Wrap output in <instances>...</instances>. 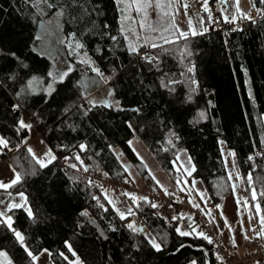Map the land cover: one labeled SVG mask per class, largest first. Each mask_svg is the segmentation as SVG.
Wrapping results in <instances>:
<instances>
[{
	"label": "trees",
	"instance_id": "trees-1",
	"mask_svg": "<svg viewBox=\"0 0 264 264\" xmlns=\"http://www.w3.org/2000/svg\"><path fill=\"white\" fill-rule=\"evenodd\" d=\"M130 1L0 0V136L8 140L7 148H16L7 158L22 176L8 191L23 192L33 213L13 208L12 228L22 233L33 254L49 250L55 264H69L75 256L85 264H206L210 256L211 263L218 264L212 244L195 232H176L185 220L193 227L192 219L156 217L140 200L136 212L144 231H133L127 226L131 217L122 219L107 203L104 189L92 188L82 171L87 167L114 182L126 181L127 167L114 150L119 148L158 191L129 145L137 136L174 182L179 179L174 161L180 151H187L195 166L191 177L203 181L213 204L220 207L234 191L219 144L224 141L236 153L249 195L255 187L264 214V196L259 195L264 191V0H253L257 19L228 33L212 29L204 11L207 31L186 39L171 26L152 31L163 26L148 22L150 27L142 29L125 20V15L140 20L132 8L122 11ZM55 15L62 24L70 71L63 82L52 83L55 90L49 94L43 84L51 79L52 65L37 50L38 31ZM163 37L173 42L164 43ZM152 43L161 46L153 48ZM145 56L157 59L149 63ZM88 61L110 78L107 83ZM35 77L47 82L31 83L30 88ZM84 96L98 103L91 106ZM23 115L55 154L47 167H39L27 151L28 130L17 131ZM149 234L161 243V251L148 243ZM0 252L7 253L0 264H35L5 223H0Z\"/></svg>",
	"mask_w": 264,
	"mask_h": 264
},
{
	"label": "rangeland",
	"instance_id": "rangeland-1",
	"mask_svg": "<svg viewBox=\"0 0 264 264\" xmlns=\"http://www.w3.org/2000/svg\"><path fill=\"white\" fill-rule=\"evenodd\" d=\"M217 1L220 5V10H221L219 14L222 16L223 19L225 16L228 17V20H234L237 18L245 19L237 14L235 7V0H227L226 5L222 4L220 0ZM210 2L211 0H207L208 5L210 4ZM132 3L133 0L130 1V4ZM183 4H187L194 10V17L193 16L189 17L184 13ZM239 8L242 9L244 13H249L250 15H252L251 11L253 10V0H239ZM167 11L169 12L170 16L172 14H175L174 17L175 24L178 26L180 30H184L188 34H192L193 30H195L198 34H202L205 32L204 24L202 21V13L205 10L202 6V0H190V1L173 0L172 5L167 9ZM141 18L142 17L140 16V19ZM189 19H191V27L189 26ZM148 22H154L156 24L155 25L156 27L159 25L167 26V27L171 26V20L169 17L162 16L161 14H159V10H153L152 8L148 9V16L146 23ZM38 38L39 41H38L37 50L51 60V65H52L51 74L53 77L50 76L51 79L48 80V82L43 77H35L31 79L30 82H32L33 84L34 82L45 81L47 83H44L43 87H45L46 90L48 91L49 85H51V87L53 88L54 84L52 83L59 82L54 80V77H56L59 72L66 71L69 73L70 71L69 62L67 60L66 53L64 52L62 47V39L64 38V34L62 33V24L58 15H55L48 23H44L43 25L40 26L38 31ZM65 78L66 77H64V79ZM103 80L106 83L108 82L107 79H103ZM95 84H97V81L94 80L93 85ZM34 90L38 91L41 89L40 87L38 88L35 87ZM222 142L223 143H221L220 141L219 143L220 148L222 150L227 165V169L231 175L234 184V191L232 194L229 195L230 196L229 198L233 199L235 203V206H233V210L236 211V216L239 218L240 221L239 223H242L241 227L244 231L245 230L252 231V229L255 228L256 232L254 233H258L260 231L264 233V231H262V229H264V225H262L263 228H261V230L258 228V223H260V218L261 216H264L262 208L260 206V211L259 212L256 211L255 205L257 203L259 204V202L257 199L252 200V194L249 195V193L246 190V185L244 184V180L242 179L239 166L237 163L236 153L233 149L228 147L226 142L224 141ZM132 144L134 148L139 152V154L144 156L145 158H147L148 155L152 154L150 149L144 143L133 141ZM27 146L28 148H31L38 157H44V154L50 149L49 146L46 144V142L40 136H37L35 139L30 141ZM1 152L2 149L0 148V153ZM231 153H234V156L231 155ZM52 155L54 156L53 152ZM154 164L157 166V170H158L155 172L159 173V171H161V176L163 175L162 172L165 173L164 177H160L158 175V178L162 183L163 178L167 179L168 176L162 167L158 166L156 163ZM174 166L178 170L180 178H182L180 181H182V185H184V193L187 195L189 194L188 195L190 200L189 204L191 203V204L199 205V207L196 208L201 210L206 215L209 222L212 221L210 223L212 227V232L215 237H217L220 240L230 242V238H231L230 229H228L224 224L225 219L221 216L219 207L213 204L206 190V187L204 186L203 181L199 178L191 177V174L195 166L190 154L185 150L180 151L177 159L174 161ZM151 168L154 170L155 167L152 165ZM140 184L141 182L138 181L137 175H135L132 171L131 184L129 185V189H126L124 192H120L117 190L115 186H109L107 188H104V191L107 192L106 195L107 198L109 199V201H111L112 206L117 210L118 213L124 212L125 217L128 216L132 218L137 214L134 211L132 202L138 204L139 199L133 201L129 196L124 195L123 193H130L137 198L145 197V194L139 196L135 194V192L134 193L131 192L132 188H139ZM148 189H149L148 186H145V190ZM12 195L13 193L10 192L7 193L0 192V201L3 202L0 203V211H5L6 215L10 216L11 218H12L11 210H9L7 204L9 203V199ZM237 200L240 201L239 204L237 203ZM245 201H247V203H244ZM228 203L231 204V201L229 200ZM129 208H131L132 210L133 213L132 215H128ZM141 221L143 222V220ZM193 227H195L197 231H200L196 224ZM189 264H194V262H191Z\"/></svg>",
	"mask_w": 264,
	"mask_h": 264
},
{
	"label": "snow or ice",
	"instance_id": "snow-or-ice-1",
	"mask_svg": "<svg viewBox=\"0 0 264 264\" xmlns=\"http://www.w3.org/2000/svg\"><path fill=\"white\" fill-rule=\"evenodd\" d=\"M172 2L173 0H133V3L132 4H126L125 7L122 9L123 12L127 13L129 8H132L136 13L137 15L141 16L142 18L139 20V21H135L133 17H131L130 15H125L124 19L125 20H133L134 23H138L140 28L144 29L146 27H150L147 25V16H148V9L149 8H152L153 10H159V14H161L162 16H166V17H169L170 20H171V27L173 29H175L179 36L180 37H183V38H187L188 36V33L184 30H180L178 28V26L175 24V14H172L170 16L169 12L167 11V9L172 5ZM220 2L222 4H225L227 3V0H220ZM117 3L120 4V3H123V0H117ZM202 6L204 8V10L206 12H208V19L211 20L212 17H211V11L209 10L208 8V4H207V0H202ZM235 7H236V12L237 14L242 17V18H245V19H253L251 17V15L249 13H244L242 9L239 8V0H235ZM253 7H255V5H253ZM183 8L185 9V11L187 10L188 8V5L187 4H183ZM225 19V22H231V21H228V17L225 16L224 17ZM189 26L191 27V19H189ZM152 31H157V30H161V31H168V27L167 26H163L162 29H158V28H151ZM123 31V29H122ZM204 31H207V29H204ZM133 34L135 35V30L133 29ZM193 35H196L198 34L195 30H193L192 32ZM164 39V43H172L173 41L168 39L167 37H163ZM161 45H158L156 43H152L151 44V47L155 48V47H159ZM77 47H83V45H77ZM129 48L131 51L133 52H136L137 51V47L133 44H130L129 45ZM149 63H152L155 59H157L156 57H149V56H145L144 57ZM81 63H84V61H81ZM88 65L89 67H91V70L93 72L96 73L97 76L101 77L102 79H110V78H104L103 77V73H101L99 71L98 68L96 67H93L92 66V62L91 61H88ZM193 69L192 68H189L188 71H192ZM49 75H52L51 73ZM68 75V72L66 71H61L58 73V75L56 77H54V80L56 81H59V82H63V79L64 77H66ZM31 83H29V87L31 88ZM34 90V89H33ZM55 89L51 87V85H49V88H48V91H49V94H51L52 91H54ZM24 89H21V92H23ZM83 99H85L87 101V103L91 106H96V104L98 103V101H94L92 100L90 97L88 96H84ZM118 104V102H117ZM20 107L19 104L17 105H14V109H18ZM81 108H84V105L81 104L80 105ZM91 110L90 108L86 109V112ZM134 111H139V109H135ZM86 114V113H85ZM201 116H203V113H201ZM129 128L132 127L131 124L128 125ZM20 129H27L28 131H31L32 129V124L31 123H26L25 120L23 119V117L21 116L18 120V127H17V131L19 132ZM8 140L3 137V136H0V148H7L8 147ZM169 143H171V141H169ZM221 143H223L221 141ZM132 142L129 141V145H131ZM80 148L81 150H85L86 149V146L81 144L80 145ZM27 151L31 154L32 156V159L33 161L39 165V167L41 168H44V167H47V164L50 163L52 160L55 159V156L52 155V152H51V149H49L45 154H44V157H38L36 155V153L31 149V148H28ZM133 151H135V149H133ZM137 156L139 157V153H136ZM231 155L234 156V153H231ZM45 157L47 159H45ZM119 158V156H118ZM65 159H69L68 157H65ZM76 160L80 161L81 165L83 164V161L80 160V157L79 155H76L75 157ZM142 159V158H141ZM249 159H252V157H249ZM71 167L73 168H76L77 165L76 164H72ZM85 171H87V167L84 168ZM125 170H127V168H125ZM194 170V169H193ZM13 172H14V178L9 182V183H5L3 181H0V189H3L5 192H8V190L15 184L21 182V179H22V176H21V173L20 172H16L15 169H13ZM31 174V173H29ZM107 175V174H105ZM153 179H155V177H153ZM247 181L249 182V184L252 183L253 181V177L251 174H249L247 176ZM179 182V181H178ZM157 183L159 184V181H157ZM252 191V200H256L257 199V191L255 189V187H253L251 189ZM165 193H167V190L165 189ZM124 195H127L129 196L133 201H136L137 199H140V200H144L146 202H149L150 201H147V198L146 197H140V198H137L135 197L134 195L130 194V193H123ZM18 195L21 197V199H23L26 203L27 201V197L24 195L23 192H20L18 193ZM260 196H264V191H261L259 193ZM0 203H3L2 201H0ZM109 203H111V201H109ZM237 203L239 204L240 201L237 200ZM244 203H247V201H245ZM24 205L23 204H19V203H12L11 206H10V209L11 208H20V207H23ZM102 207V205H101ZM152 207L153 208H156V207H159L157 204L153 203L152 204ZM193 207H199V205L197 204H193ZM219 207V206H218ZM9 209V210H10ZM255 209L257 212L260 211V205L257 203L255 205ZM28 211V215L29 216H32L33 213L31 211V209H27ZM119 211V210H118ZM86 215V213H84ZM132 210L131 208H129L128 210V215H132ZM119 215L120 217L123 219L125 218V213L124 212H119ZM221 216L223 217V211H221ZM173 219H176V217H173ZM225 219V224L227 225V218L224 217ZM212 222V221H210ZM0 223H5L6 226L13 231L16 239L18 240V242L25 247V251L27 252V255L33 260V261H37L39 259V256L38 255H35L33 254L30 250H28L27 246L24 245V236L22 235L21 232L15 230L14 228H12V218L10 216H7L6 215V212L5 211H0ZM260 223L261 225H264V216H261L260 218ZM128 227L130 229H132L133 231H138V232H143L144 229L142 228H136L133 224H129ZM191 227V231H182L179 227H177L176 229V232L180 235V236H189L191 235L193 232H196L197 235L206 240L208 244H213L214 241L211 237H209L205 232L203 231H197V229L195 227ZM229 229L231 230V226L228 225ZM253 232H256V229H252ZM262 231H264V229H262ZM245 238H248L246 235H245ZM146 239L148 240V243L152 246V248H154L156 251H161L162 248H161V243L157 241V239L151 235H146ZM232 242H233V245L236 246L235 244V238L233 237L232 238ZM67 247L69 249V251L71 252L72 251V248H71V244H67ZM47 251V250H45ZM50 254V253H49ZM61 255H63L61 253ZM72 255L75 256V252H72ZM0 257H7V253L6 252H0ZM65 260H67L68 258L67 257H64ZM217 260L221 261V264H223V258L220 257L218 254L216 256ZM7 264H12V262L10 260L7 261ZM69 264H73L72 261H69ZM75 264H80V261H79V258L76 259L75 261ZM257 264H259V262H257Z\"/></svg>",
	"mask_w": 264,
	"mask_h": 264
},
{
	"label": "built area",
	"instance_id": "built-area-1",
	"mask_svg": "<svg viewBox=\"0 0 264 264\" xmlns=\"http://www.w3.org/2000/svg\"><path fill=\"white\" fill-rule=\"evenodd\" d=\"M208 8L211 11L212 17L210 20V27L224 33L240 28L246 20H255L258 18L252 10L251 17L253 19L237 18L234 20H228L231 22H225L219 14L221 10L217 0H211ZM183 10L189 17H194V10L190 6H188L186 11L184 8ZM15 151L16 148L3 149V153L6 157H10ZM255 153L258 155L259 150H256ZM63 164H66V160L63 161ZM82 176L88 180L92 188L99 187L104 189L109 186H115L120 192H124L126 189H129V186L125 181L114 182L110 176L93 169H87V171L83 170ZM167 193L168 194H166L165 191L152 192L147 196V201H150V203L147 202V206L149 209L154 211V215L156 217L162 219H173V217L180 216L187 212L191 215L192 221L197 225L198 229L205 232L213 239V250L216 256L218 254L223 258V264H257V262H259V264H264V236L253 234L240 246H233L229 242L220 240L214 236L211 224L205 214L198 208L186 203L183 200L184 194L181 190H167ZM153 203L157 204L159 207L153 208ZM133 222L134 221L132 220L127 225L133 224ZM218 264H221V261L218 260Z\"/></svg>",
	"mask_w": 264,
	"mask_h": 264
},
{
	"label": "crops",
	"instance_id": "crops-1",
	"mask_svg": "<svg viewBox=\"0 0 264 264\" xmlns=\"http://www.w3.org/2000/svg\"><path fill=\"white\" fill-rule=\"evenodd\" d=\"M23 119L25 120L26 123H31L32 124V129L31 131H28V136L26 137V139L24 140V143L25 145H28V143L30 141H32L33 139H35L37 136H41L40 132L37 130V128L34 126V124L31 122V120L28 118V116L26 115H23L22 116ZM261 136L264 137V127H263V131L261 132ZM43 139V138H42ZM44 140V139H43ZM133 141H137V142H142L144 143L143 141H141L137 136H135L131 142ZM145 144V143H144ZM132 149H135L133 144L130 145ZM2 149V152L0 153V181H3L5 183H9L13 178H14V172H13V166L11 165L10 161L8 160L7 157H5V155L3 154V148ZM115 152L119 155V158H120V161L123 165H125L127 167V171H128V179L125 181L128 186L131 184V172L133 171V173L135 175H137V179L139 182H141L139 188H132V191L131 192H135V194L137 195H142V194H145V197L147 198V196L152 193V192H155L153 190V188L151 186H149L147 184V181L142 177V175L139 173V171L135 168V166H133L131 164V162L129 161V159L121 154V150L119 148H115L114 149ZM52 151V150H51ZM53 152V151H52ZM135 153H139L136 149L134 151ZM152 153V152H151ZM54 154V153H53ZM137 155V154H136ZM55 156V154H54ZM146 166L149 174L153 177H155L154 181L158 187V191L156 192H161V191H165L166 190H181L183 192V200L189 204L190 200H189V194H185L184 193V185H182V181H180L182 178H180V176L178 175V181L179 182H174L170 177L169 175L167 174V179H164L163 178V182L161 183V181L159 180L158 178V175L160 177H164V172H162V176H161V171H159V173L155 172V171H158L157 170V166L154 164L156 163L158 166H160V164L157 162L156 158L153 156V154L151 155H148L147 158H145L144 156L140 155L139 154V157H138ZM142 158V159H141ZM47 159V158H46ZM8 164V165H6ZM154 166V170L151 168V166ZM161 167V166H160ZM160 170V169H159ZM17 172V171H16ZM166 172V171H165ZM139 176V177H138ZM157 181H159V184L157 183ZM145 186H148V190H145ZM131 190V189H130ZM0 192H5L3 189H0ZM9 192V191H8ZM7 193V192H6ZM11 193V192H10ZM25 195V194H24ZM104 197L107 201V203L112 206L111 203H109V199L107 198V192L104 191ZM230 196H228L226 199H225V202L223 203V205H221L219 207V211L221 213V211H223V218L226 217L227 218V225L226 227L229 229L228 225L231 226V229L230 230V244L233 245V242H232V238L234 237L235 238V244L236 246H240L246 239H248L251 235H261V236H264V233L263 232H258V233H254L250 230H243L242 227H241V224L242 223H239V218L236 216V211L233 210V206H235V203L233 201V199L229 198ZM231 201V204L228 203V201ZM140 201V199H139ZM12 203H19V204H23L24 206L23 207H20V208H24V209H28V202L21 199V197L18 195V194H13L10 199H9V203L7 204V207H9L10 209V206ZM132 205H133V208H134V211L135 213L136 212V205L134 202H132ZM189 205H193V204H189ZM113 207V206H112ZM114 208V207H113ZM13 208H11L10 210H12ZM182 217H188L191 219V215L189 213H184L181 215ZM206 216V215H205ZM138 219V220H136ZM208 219V218H207ZM134 221L135 223H133V225L136 227V228H140V227H144V223L141 221V217L136 214L134 217L131 218V221ZM137 222V223H136ZM139 222H142V223H139ZM211 224V223H210ZM234 227V228H233ZM179 228L182 230V231H191L190 229V226L188 225V222L185 220L183 221ZM258 228L261 230V228H263V226L261 225V223H258ZM245 235L248 237V238H245ZM234 246V245H233ZM47 249H43L39 254V259L37 261H35V264H55L52 260V257H51V252L49 250L45 251ZM50 253V254H49ZM79 258L78 256H75V258L73 259V264H75V261L76 259ZM79 261H80V264H85L83 262V260L81 258H79Z\"/></svg>",
	"mask_w": 264,
	"mask_h": 264
},
{
	"label": "water",
	"instance_id": "water-1",
	"mask_svg": "<svg viewBox=\"0 0 264 264\" xmlns=\"http://www.w3.org/2000/svg\"><path fill=\"white\" fill-rule=\"evenodd\" d=\"M224 5H226V3ZM140 228L144 229V227H140ZM206 264H212L210 256L206 257Z\"/></svg>",
	"mask_w": 264,
	"mask_h": 264
}]
</instances>
